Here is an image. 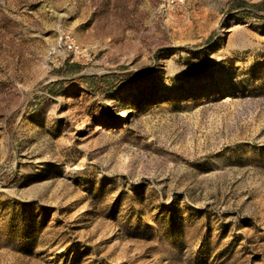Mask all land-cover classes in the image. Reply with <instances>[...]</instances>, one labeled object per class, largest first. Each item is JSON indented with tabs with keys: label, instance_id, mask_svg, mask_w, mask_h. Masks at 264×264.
<instances>
[{
	"label": "rangeland",
	"instance_id": "obj_1",
	"mask_svg": "<svg viewBox=\"0 0 264 264\" xmlns=\"http://www.w3.org/2000/svg\"><path fill=\"white\" fill-rule=\"evenodd\" d=\"M0 264H264V0H0Z\"/></svg>",
	"mask_w": 264,
	"mask_h": 264
},
{
	"label": "built area",
	"instance_id": "obj_2",
	"mask_svg": "<svg viewBox=\"0 0 264 264\" xmlns=\"http://www.w3.org/2000/svg\"><path fill=\"white\" fill-rule=\"evenodd\" d=\"M58 46H66L69 51H72L73 53L76 54H81L83 53L82 48L75 43V41L72 39L71 35L68 33H61L58 36V40L56 42ZM54 55V49L50 48L48 51H46V58L50 59Z\"/></svg>",
	"mask_w": 264,
	"mask_h": 264
},
{
	"label": "trees",
	"instance_id": "obj_3",
	"mask_svg": "<svg viewBox=\"0 0 264 264\" xmlns=\"http://www.w3.org/2000/svg\"><path fill=\"white\" fill-rule=\"evenodd\" d=\"M254 6H255V4H254V3H251V4L248 5V8L251 9V8H253Z\"/></svg>",
	"mask_w": 264,
	"mask_h": 264
}]
</instances>
